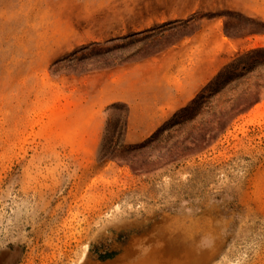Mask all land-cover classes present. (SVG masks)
Instances as JSON below:
<instances>
[{
    "label": "rangeland",
    "instance_id": "374dc122",
    "mask_svg": "<svg viewBox=\"0 0 264 264\" xmlns=\"http://www.w3.org/2000/svg\"><path fill=\"white\" fill-rule=\"evenodd\" d=\"M263 81L264 0H0V264H264Z\"/></svg>",
    "mask_w": 264,
    "mask_h": 264
},
{
    "label": "trees",
    "instance_id": "16d2710c",
    "mask_svg": "<svg viewBox=\"0 0 264 264\" xmlns=\"http://www.w3.org/2000/svg\"><path fill=\"white\" fill-rule=\"evenodd\" d=\"M257 51H259V50H256L255 53H257ZM219 75H221V74H218L217 77H216V79L219 77ZM249 87H251V89L245 88L244 90H242L239 93H242L244 95V98H247V100L250 101V102H255V101L259 100L260 97H261V92L264 91V81L262 83L254 82ZM200 97L201 96H198V98H196L195 100H193L191 102L190 106L186 107L184 110L185 111L186 110H189L191 107L197 106L198 104H199V106L201 104L209 105L210 100H204L203 101ZM196 110H198V107L196 109H194V111H196ZM163 131H164V128H160L159 130H157V132L154 135V137L158 136ZM115 255H116V252L101 253V254L98 255V259L99 260H105V259L112 258Z\"/></svg>",
    "mask_w": 264,
    "mask_h": 264
}]
</instances>
